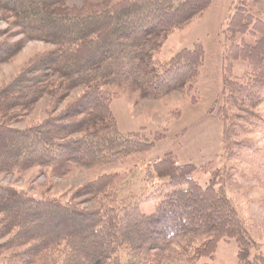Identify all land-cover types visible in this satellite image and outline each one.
I'll return each mask as SVG.
<instances>
[{
    "label": "trees",
    "instance_id": "16d2710c",
    "mask_svg": "<svg viewBox=\"0 0 264 264\" xmlns=\"http://www.w3.org/2000/svg\"><path fill=\"white\" fill-rule=\"evenodd\" d=\"M66 1L0 0V20L7 23L0 30V64L25 40L54 46L35 53L0 84V174L39 168L62 178L74 168L107 166L149 151L153 143L139 133L118 131L110 109L113 93L106 86L138 91L142 99L177 91L195 101L202 45L181 48L166 61L153 55L210 0H97L81 6ZM16 34L23 39L10 41ZM222 34L217 114L223 123L221 158L229 161L261 150L231 138L259 129L262 122L257 108L264 105V20L236 1ZM237 61L247 64L238 77L232 74ZM44 95L46 116L15 127ZM224 166L201 186L192 178L193 164L179 165L167 153L124 173L101 174L64 202L0 185V254L18 249L3 264H36L61 247L62 258L50 264H161L172 255L194 264L211 258L220 241L232 239L237 264H264V256H250L252 241L219 183L227 173ZM138 175L155 187L138 193L133 189ZM91 200L96 206H79ZM150 202L154 210L143 213L141 206Z\"/></svg>",
    "mask_w": 264,
    "mask_h": 264
},
{
    "label": "rangeland",
    "instance_id": "374dc122",
    "mask_svg": "<svg viewBox=\"0 0 264 264\" xmlns=\"http://www.w3.org/2000/svg\"><path fill=\"white\" fill-rule=\"evenodd\" d=\"M85 1L67 0L68 6H81ZM241 3L256 17L264 20V0H210L208 8L198 17L188 22L184 28L174 30L163 46L153 57L161 61L168 60L177 50L191 48L195 42L202 45L204 56L202 66L193 85L191 97L172 91L157 99H142L138 91L130 92L122 86L110 85L105 89L113 93L110 109L116 126L121 133H139L153 143L149 151L142 155L128 157L125 161L107 166L92 168H74L68 175L55 178L45 170L32 168L12 174H0V185L12 186L35 198L69 200L72 192L79 185L101 174L125 172L134 166L152 164L167 153H171L177 164H193L196 171L192 178L199 185L205 186L214 169L224 164L225 175L219 178L221 187L231 200L241 217L246 236L252 241L250 256H264V105L257 108L262 118L259 129H252L248 134L231 140H248L256 152H245L242 159L225 161L222 154L223 123L217 114L222 100L224 40L222 31L234 2ZM7 28V23L0 20V30ZM11 31H15L12 29ZM23 39L16 34L9 38ZM54 48L53 45L36 40H25L23 48L8 62L0 64V84L8 81L25 62L35 53ZM247 64L237 61L233 64V76H241ZM80 90L72 92L75 95ZM49 97L44 95L35 105L32 113L22 122L13 124L23 128L46 116ZM161 134V137H157ZM235 138V139H234ZM125 175V174H124ZM155 184L145 182L138 175L133 186L138 193L149 192ZM80 201V200H79ZM80 207L92 208L95 201H81ZM155 202L143 204L142 212L150 214ZM63 247H61L62 250ZM18 249H10L0 254V264ZM61 250L36 264H50L52 260L61 259ZM122 250H124L122 248ZM237 244L232 240L218 243L211 258H202L194 264H237ZM59 257V258H58ZM161 264H188L186 259L177 255L162 258Z\"/></svg>",
    "mask_w": 264,
    "mask_h": 264
}]
</instances>
